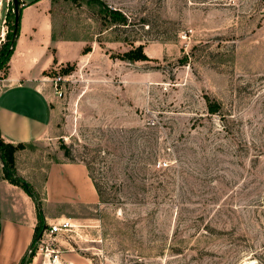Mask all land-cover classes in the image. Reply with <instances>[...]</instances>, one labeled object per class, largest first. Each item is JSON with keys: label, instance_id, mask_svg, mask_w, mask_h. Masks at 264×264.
Returning a JSON list of instances; mask_svg holds the SVG:
<instances>
[{"label": "rangeland", "instance_id": "rangeland-1", "mask_svg": "<svg viewBox=\"0 0 264 264\" xmlns=\"http://www.w3.org/2000/svg\"><path fill=\"white\" fill-rule=\"evenodd\" d=\"M51 11L55 35L91 49L70 61L61 95L46 77L61 66L44 72L56 135L20 152L18 174L48 220L72 222L55 234L60 260L264 264V0H51ZM139 43L147 59L118 56ZM61 141L111 201L80 197L51 166Z\"/></svg>", "mask_w": 264, "mask_h": 264}, {"label": "crops", "instance_id": "crops-1", "mask_svg": "<svg viewBox=\"0 0 264 264\" xmlns=\"http://www.w3.org/2000/svg\"><path fill=\"white\" fill-rule=\"evenodd\" d=\"M20 32L0 84V136L6 142H24L15 152L18 156L29 144L56 135L54 121L56 105L54 92L47 87L44 72L50 66H62L80 59L85 53L82 38L55 35L51 0H20ZM60 161L52 167L63 173L66 182L84 198L97 194L88 167L83 162L66 159L58 151ZM79 186V187H78ZM45 219L52 217L43 208ZM0 264H16L28 250L37 222L32 197L20 185L0 175ZM39 259V260H38ZM42 263L34 255L29 264Z\"/></svg>", "mask_w": 264, "mask_h": 264}, {"label": "trees", "instance_id": "trees-1", "mask_svg": "<svg viewBox=\"0 0 264 264\" xmlns=\"http://www.w3.org/2000/svg\"><path fill=\"white\" fill-rule=\"evenodd\" d=\"M20 3V0H18ZM20 11L21 8L18 6L17 11H11L9 13L8 19H9V28L6 33L5 40L0 45V70H3L4 74L7 71L8 68V61L10 59V56L14 50L16 39L18 37V34L20 32ZM108 14L113 22L118 23H126L127 17L116 8H108ZM91 46L90 44H86L82 47L81 52L86 53L90 51ZM121 58H127L130 60H142L147 59V55L143 51V44L139 43L136 46L129 48L121 53L118 54ZM74 67L73 63L67 62L64 66L60 67V72L62 74L69 73ZM208 106L210 111L214 112L218 109V104L216 102H208ZM26 146V143L24 142H18V143H12V142H6L4 141L0 136V158L2 161V172L3 177L8 179L10 182L20 185L24 190L32 197L35 209H36V216H37V222L34 226L33 236L32 240L30 242L29 248L31 251L27 250L20 260L16 264H29L32 260V257L34 256V249L36 247V240L38 236L40 235L43 227L47 225L42 202L40 198L36 195V192L33 190L32 186L29 184L27 180L20 174H18L15 166V152L18 149L24 148ZM59 147L63 150L64 155H66L68 158L72 159L73 154L71 147L66 144L65 142L61 141L59 144ZM90 169L89 164L85 163ZM92 182L94 184V187L96 189V192L98 194L99 200L102 202L111 201L107 196L104 195V190L100 183L94 178V176L90 173L89 174ZM0 227H1V221H0Z\"/></svg>", "mask_w": 264, "mask_h": 264}, {"label": "built area", "instance_id": "built-area-1", "mask_svg": "<svg viewBox=\"0 0 264 264\" xmlns=\"http://www.w3.org/2000/svg\"><path fill=\"white\" fill-rule=\"evenodd\" d=\"M14 11L13 0H0V45L6 38V33L9 28V13ZM69 73L62 74L59 70H56L55 74L46 77L54 81L56 86L55 92L61 95L62 91L57 89V82L64 80ZM3 73L0 71V84L3 79ZM47 225L43 227L40 235L36 240V247L34 249V255L41 256L43 264H65L60 260L61 254L57 246L55 234L61 230L68 229L72 222L69 217L60 218L57 221H50L46 219ZM31 251L30 248H28ZM70 264V262H69Z\"/></svg>", "mask_w": 264, "mask_h": 264}, {"label": "water", "instance_id": "water-1", "mask_svg": "<svg viewBox=\"0 0 264 264\" xmlns=\"http://www.w3.org/2000/svg\"><path fill=\"white\" fill-rule=\"evenodd\" d=\"M13 6H14V10L17 11L18 10V6H19V1L18 0H13Z\"/></svg>", "mask_w": 264, "mask_h": 264}, {"label": "bare ground", "instance_id": "bare-ground-1", "mask_svg": "<svg viewBox=\"0 0 264 264\" xmlns=\"http://www.w3.org/2000/svg\"><path fill=\"white\" fill-rule=\"evenodd\" d=\"M70 264H71V262H70Z\"/></svg>", "mask_w": 264, "mask_h": 264}]
</instances>
